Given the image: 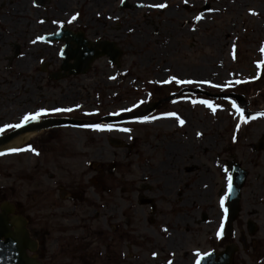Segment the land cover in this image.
Wrapping results in <instances>:
<instances>
[{
	"label": "rangeland",
	"instance_id": "obj_1",
	"mask_svg": "<svg viewBox=\"0 0 264 264\" xmlns=\"http://www.w3.org/2000/svg\"><path fill=\"white\" fill-rule=\"evenodd\" d=\"M197 1L213 2L212 12L201 16L199 33L188 31L193 29L187 21L189 10L179 18L182 24L185 21L187 36L173 42L170 32L177 23L166 26L156 11L152 19L158 24L157 34L153 26L138 25L135 38L123 41L122 70L102 62V73L62 83L63 90L48 102L75 104L65 114L73 111L80 119L94 121L138 111L182 87L215 95L234 93L240 85L247 90L241 93L242 105L229 98H174L146 118L101 124L99 130H62V159L51 161L47 173L40 165L37 193L30 175L21 180L16 174L14 155L0 157V204L11 202L16 214L28 219L31 236L39 243L34 254L44 264H195L201 253L198 228L188 220L183 225L175 216L181 209L173 211L177 202L156 198L157 213L152 215L129 191L130 164L141 183L142 166L163 169L164 163H173L175 154L185 161L180 165L183 171L199 166L192 176L183 173L185 185L201 180L210 168L214 183L208 190H214L209 201L213 196L216 206L229 185L224 163L234 161L247 171L237 227L242 229L251 218L261 231L250 257L242 255L240 264H264V0ZM110 138H119L134 150L128 154L126 148H114ZM29 158L22 160L24 167ZM163 181L146 180L153 189ZM62 187L68 194L64 200ZM209 204L198 202L184 209L188 218H196L194 210Z\"/></svg>",
	"mask_w": 264,
	"mask_h": 264
},
{
	"label": "flooded vegetation",
	"instance_id": "obj_2",
	"mask_svg": "<svg viewBox=\"0 0 264 264\" xmlns=\"http://www.w3.org/2000/svg\"><path fill=\"white\" fill-rule=\"evenodd\" d=\"M187 1L184 4L183 0H162L158 4V2L152 3V0H0V129H3L0 131V137L17 133L15 139L0 147V150L16 141L18 137L27 135V133L33 134L27 139L28 141L15 148L18 151L13 152H15L16 174L21 180L25 178V174L30 175L29 180H34L33 183L37 184L35 193L40 185L36 176L41 172L40 169H43L40 165L44 166L43 173H47L51 161L59 162L58 159H62L63 154L59 147L61 144L63 145L65 135H62L61 131L76 126L60 125L49 129L42 128L38 131H29L28 127L30 125L33 127V125L49 119L73 118L80 120L73 114V111L67 114H65L66 111H55V109L74 108L75 104L66 106L56 102L49 103V97H55L63 90L62 83L74 84L75 80L87 77L93 72L102 73V62L112 68L122 70L120 68L123 65L125 50L122 46L123 41L135 38L138 25L149 28L153 26L154 34H157L159 32L158 24H155L152 19L153 13L156 11L166 26L173 23L172 21L177 23V25L174 24L175 30L170 32L173 42L183 41L186 38L185 21L182 24L179 18H184V13L189 10L187 21L191 22L193 29L190 28L188 31L199 33L201 16L212 12L213 2H204L201 5L197 0ZM161 4L164 7L156 6ZM91 46H94V50ZM115 49L120 54L112 62L107 53L113 54ZM82 53L85 54L87 60L91 59L93 55L95 57L93 60L91 59L88 72L78 75L77 56L80 57ZM177 53L180 54V52ZM182 97L206 98L205 95L194 93L176 98L181 99ZM41 110L46 114L41 115L35 121L30 120L18 128L6 127L20 124L26 114H34ZM129 146L128 154L134 150L132 145ZM176 150L175 148L173 152ZM173 152L172 156L175 154ZM25 155L30 158L27 161L28 166L24 167L22 160ZM174 156L173 163L163 164L164 171L162 168H156L149 164L142 166L141 176L144 181L141 183L138 181L140 176L136 170L130 169L132 166L130 164L128 173L129 178L132 179L129 182L131 198L139 206L146 207L152 215L157 213L156 198L163 196L167 200L177 202L173 211L178 206L181 209L179 212L175 211V216L180 218L183 225L187 226L188 220L191 222L190 226L198 228L201 253L195 264L206 259L211 252L222 253L230 246H235L236 249L232 259L233 264H240L242 255L250 257L259 242L257 236L261 231L257 220L251 218H246L247 221L243 224V228L238 229L237 226L244 210L242 193L240 196L241 210L233 223V233L228 236L227 232H224V228L227 224L229 187L225 193L222 192L223 208L221 204L220 206L213 205V196L209 201V195L213 193L214 188L208 190L209 185L212 187L214 183V177L209 174L210 168H206L207 174H204L201 180L197 179L185 185L183 173L186 172L192 176L199 166L194 165L183 171L180 165L185 161L181 160L178 154ZM230 162L227 160L224 163L229 176V184L232 176ZM55 168L58 170L57 166ZM167 168H170L171 172H166ZM115 171V166H113L111 173L113 174ZM146 180L158 183L164 181L161 187L153 189ZM60 193L62 200L66 198V195L68 196L63 187ZM198 202L211 204L206 206V209L198 208L197 211L196 208L194 213L197 214V217L188 218V211H185L184 208L187 205L194 208ZM19 216L24 218L22 215ZM26 221L28 229V219ZM169 222L170 220H168ZM250 223L256 227L257 231L254 235L250 234ZM216 261L217 259H214V262Z\"/></svg>",
	"mask_w": 264,
	"mask_h": 264
},
{
	"label": "water",
	"instance_id": "obj_3",
	"mask_svg": "<svg viewBox=\"0 0 264 264\" xmlns=\"http://www.w3.org/2000/svg\"><path fill=\"white\" fill-rule=\"evenodd\" d=\"M92 50H94V46H91ZM109 47V46H108ZM110 49V47H109ZM108 56L112 59V62L115 57H117L120 53L117 49H115L112 53H107ZM95 55L91 56L93 60ZM78 64H77V74H86L88 72V68L90 67L91 59L87 60L85 54H81L80 57L77 56ZM74 73H76L74 71ZM191 92L198 94H205L208 97H225L224 95H211L208 92H202L199 90H193ZM174 96V95H173ZM166 99L170 101L171 98ZM242 103V97L236 95H230ZM164 101L161 100L157 104H149L143 109H139L138 111L127 113L126 115H116V116H107L103 119L96 121H88V120H76V119H49L45 120L42 123H38L37 125H30L29 131H38L39 129L45 128L49 129L51 127H56L60 125H74V126H94L99 125L105 121L108 123H116V122H125L127 120H134L138 118H143L149 116L153 113ZM17 134V133H16ZM14 135H8L5 137H0V147L5 146V144L10 143L15 139ZM32 133H27V135L16 138V141L12 142L8 146H6L0 152L6 153L1 154L0 157L6 155H15V152L12 150L17 148V146L23 144L28 141ZM109 142L112 147L124 148L128 147L121 139L110 138ZM263 143L258 146V149H262ZM231 167L232 180L230 183V189L228 192V202H227V214L226 220L227 224L224 228V232H227V235L230 236L233 233V223L240 212V201H241V191L242 187L248 177V173L240 168V166L234 162L229 163ZM16 208L10 203L6 202L0 205V264H43L41 261L37 260L36 256L31 257L29 253L36 252L38 248V242L30 237L29 230L26 228L27 221L21 216H15L14 213ZM249 231L251 235H254L256 230L255 225L252 223L249 224ZM243 242V241H242ZM235 246L227 247L222 253L211 252L209 256L200 260L198 264H232V259L235 254ZM214 259H217L214 262Z\"/></svg>",
	"mask_w": 264,
	"mask_h": 264
},
{
	"label": "snow or ice",
	"instance_id": "obj_4",
	"mask_svg": "<svg viewBox=\"0 0 264 264\" xmlns=\"http://www.w3.org/2000/svg\"><path fill=\"white\" fill-rule=\"evenodd\" d=\"M157 7H164V5H156ZM42 39V38H40ZM262 51H264V49H262ZM177 83H191V81H177ZM201 103H204V104H207L208 107H213L208 101H201ZM233 107H235V105H233ZM71 109H55V111H70ZM237 111H239V109L237 108ZM46 114L45 112H43V110L41 111H38L34 114H26L23 118H22V121L20 124H16V125H8L6 127H14V128H18V127H21L22 124L32 120V121H35L37 120L41 115H44ZM264 115V114H262ZM97 128V130H99V127L100 126H94ZM0 131H3V129H0ZM123 131H128V129H123ZM12 151H18V149H13ZM221 207L223 208V199L221 200ZM219 235V233H218Z\"/></svg>",
	"mask_w": 264,
	"mask_h": 264
},
{
	"label": "trees",
	"instance_id": "obj_5",
	"mask_svg": "<svg viewBox=\"0 0 264 264\" xmlns=\"http://www.w3.org/2000/svg\"><path fill=\"white\" fill-rule=\"evenodd\" d=\"M238 89H239L240 92L243 93V94H245V92H247V90H246L245 88H243V87H242V88L239 87Z\"/></svg>",
	"mask_w": 264,
	"mask_h": 264
}]
</instances>
